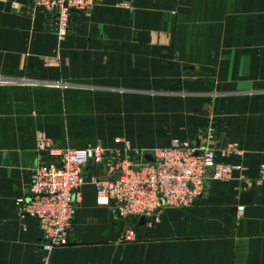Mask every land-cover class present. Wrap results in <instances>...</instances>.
Returning <instances> with one entry per match:
<instances>
[{"label": "crops", "instance_id": "obj_1", "mask_svg": "<svg viewBox=\"0 0 264 264\" xmlns=\"http://www.w3.org/2000/svg\"><path fill=\"white\" fill-rule=\"evenodd\" d=\"M57 30L30 0H0V264H264V0H95L71 15L66 38ZM190 87L217 95L214 155L243 176L206 181L193 207L143 225L97 206L87 186L68 246L44 253L38 221L16 209L38 136L71 149L125 138L135 157L174 138L197 145L139 116Z\"/></svg>", "mask_w": 264, "mask_h": 264}, {"label": "built area", "instance_id": "obj_2", "mask_svg": "<svg viewBox=\"0 0 264 264\" xmlns=\"http://www.w3.org/2000/svg\"><path fill=\"white\" fill-rule=\"evenodd\" d=\"M30 1L55 18L59 39L68 36L72 14L88 13L95 5V0ZM4 83L0 79V85ZM114 144L113 149L90 146L59 150L45 136H38V161L30 174L28 194L16 201V209L21 217L38 221L44 253L50 255L68 246L82 190L87 186L93 188L96 205L111 208L117 219L150 220L159 218L165 207H193L206 181L230 182L244 172L243 165L217 162L209 144L197 146L175 139L169 147L151 152L154 163L138 162L126 139H116ZM258 183H264V164ZM242 214L243 206L237 205V217ZM135 239L131 229L124 233L125 242Z\"/></svg>", "mask_w": 264, "mask_h": 264}, {"label": "rangeland", "instance_id": "obj_3", "mask_svg": "<svg viewBox=\"0 0 264 264\" xmlns=\"http://www.w3.org/2000/svg\"><path fill=\"white\" fill-rule=\"evenodd\" d=\"M191 87L190 89L188 88V90H184V92L181 91L179 88L174 89L171 92V94L166 98L161 99L158 97V101L160 100L165 101L164 104L166 105V107H169L168 109H166V111L162 110V111H157L156 113H146V114L142 113L139 116L141 120L147 119L148 121L154 120L155 118L158 129L162 128L163 130L165 129L167 132L172 131L173 136H178L179 138L181 137L183 139H188V140L197 138L199 139L198 141H200V143L209 144L210 147H212L215 139V133L212 130V124L214 118L212 113V105H213V101L217 100V95L215 97V95L211 93L207 97H203L202 93L200 94V92H198L197 90H192ZM203 108H205V112H202ZM203 122H205L204 126H202ZM134 132L141 135L143 131L135 130ZM40 135H43L48 140H50L54 148L56 149L63 150L68 148V147L59 148L46 135L44 134H40ZM125 136L127 137L128 135ZM120 139H125V138H120ZM175 139L177 138H174L173 140ZM169 146L170 145L163 148H167ZM154 150L150 152H153ZM239 179L241 181L245 180L244 178H239ZM81 208L79 205L78 211ZM75 224L76 221L74 223L70 236L75 229Z\"/></svg>", "mask_w": 264, "mask_h": 264}, {"label": "water", "instance_id": "obj_4", "mask_svg": "<svg viewBox=\"0 0 264 264\" xmlns=\"http://www.w3.org/2000/svg\"><path fill=\"white\" fill-rule=\"evenodd\" d=\"M197 146H199L198 142H197ZM137 161L143 162V163H154L155 159H154L153 154L151 152H145L141 156L137 157ZM3 164H4V166H9V162H8V158H7L6 154H4V156H3ZM237 205L242 206V204H239V203ZM145 221H146V219L143 217V218H140L139 222L141 225H143L145 223Z\"/></svg>", "mask_w": 264, "mask_h": 264}]
</instances>
